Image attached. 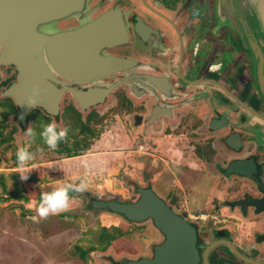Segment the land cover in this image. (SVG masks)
I'll return each mask as SVG.
<instances>
[{"label":"flooded vegetation","instance_id":"obj_1","mask_svg":"<svg viewBox=\"0 0 264 264\" xmlns=\"http://www.w3.org/2000/svg\"><path fill=\"white\" fill-rule=\"evenodd\" d=\"M246 1L228 0L231 12L245 22L237 26L220 15V0H89L86 16L60 18L46 30L75 28L109 11L114 16L106 24L119 33L109 40L95 38L94 43L101 45V56L124 59V64L119 71L81 81L53 71L61 81L56 86L64 87L58 114L35 106L25 123L18 117V107L12 116L21 130H35L39 120H53L61 127V120L77 113L80 119L92 115L104 119L101 109H106L113 117L120 111L128 129L142 125L143 131L159 128L192 139V154L201 158L203 171L211 172L221 191L220 196L212 194L213 211L207 213L223 221L191 220L187 208H177L146 174L147 181L138 186L152 188L189 220L201 264H264V95L257 77L256 49L259 45L264 56V0H249L252 12ZM0 67L10 70L0 80V94L5 97V88L17 80L18 68L1 62ZM113 84L104 94L97 91L86 109L79 108L70 90ZM31 143L34 146V138ZM189 165L180 168L193 169ZM172 182L180 183L177 178ZM126 220L150 221L160 239L150 241L148 253L112 259L111 264L152 256L154 245L164 239L151 218Z\"/></svg>","mask_w":264,"mask_h":264},{"label":"rangeland","instance_id":"obj_2","mask_svg":"<svg viewBox=\"0 0 264 264\" xmlns=\"http://www.w3.org/2000/svg\"><path fill=\"white\" fill-rule=\"evenodd\" d=\"M246 2L251 7L249 8L251 12L254 11L253 3L249 0ZM9 72L10 70L5 72V68L0 67V80ZM2 88L0 87V90ZM3 110L4 108L0 107V264H111L112 259L134 258L149 252L150 241L160 239L158 231L150 221L146 223L128 222L120 213L108 209H95L91 206L93 196L119 201H130L138 197L136 187L140 183L132 181L129 177L139 176L140 165L133 162L146 163L149 158L151 161L153 158L143 153L128 152V150L139 148L140 141L135 140L133 136L136 127L132 128V132L124 131L120 122L115 120L112 113L109 114L110 110L101 109L106 116L104 115L105 118L100 123L101 125H98L102 138H99L96 147L98 150H103L114 144L111 149H116L115 147L122 149L123 147L126 151L115 152L112 154L114 158L110 157L112 163L108 164L110 167L112 165L114 170L103 169L104 160L97 159V169L90 171L91 175H86L87 180L93 184L89 191L74 192L69 195L65 210L33 221L30 217L34 214V207H29V204L34 205L40 191L49 190L60 183L63 178L61 160H59L62 157L61 152L68 148L78 149L79 146L84 145L83 140L89 136H79L83 123L74 114L72 117L70 115L69 119L61 120V127L67 126L68 132L59 148L50 150L40 147L39 145L43 143L38 136V128L40 122H45V120H39L35 127L37 135L33 137L35 144L34 146L32 143L29 145V150L34 153L36 166L29 171L26 180L19 179V186L22 188L19 194L27 196L28 199L17 198L12 192L17 179L13 174H18L14 153L18 146L24 145L26 133L25 128L21 130L12 115L2 118ZM115 111L116 109L113 112ZM149 134L162 138L161 133ZM188 138L183 136L173 140L172 137L164 136V139L154 142L157 146L153 145L152 141L149 143L148 146L157 147L156 151L162 149L168 155L163 156L166 163L162 165L164 169L160 167V175L155 174L157 179L154 187L170 202L175 203L177 208L185 207L188 211L194 212L193 207L201 203L203 205H199L212 210L210 200L212 199L211 193L217 191L216 182L212 181V178L205 172H200V169L183 170L180 168L179 162L191 161L190 165H192L196 160L189 157L191 141L189 142ZM185 145L187 146L183 147ZM125 157L128 158L124 159ZM122 160H124L123 163ZM28 167H31V163ZM193 175L200 177L195 180L191 177ZM171 177L177 178L179 185L172 183ZM104 179L106 181L110 179L108 189L104 187ZM2 181L6 184V190L3 189ZM192 188L196 189L195 192ZM113 216L116 218L112 219ZM100 225L108 226L110 229L111 226H117L123 233L113 240L107 249L90 250L84 259L81 258L76 245L86 249L92 243L98 244L97 234L100 232Z\"/></svg>","mask_w":264,"mask_h":264},{"label":"water","instance_id":"obj_3","mask_svg":"<svg viewBox=\"0 0 264 264\" xmlns=\"http://www.w3.org/2000/svg\"><path fill=\"white\" fill-rule=\"evenodd\" d=\"M88 2L0 0V62L14 63L18 68L17 80L5 88L3 94L14 99L22 123L26 122L29 110L35 106L42 107L49 114H58L64 87L56 86L55 83L61 81L55 73L81 81L106 76L109 71H119L118 67L124 64V59L101 56V45L98 47L94 43L95 38L109 40L119 33L106 24L114 16L109 11L75 28L46 30L60 18L86 16L89 13L86 9ZM219 13L237 26H240V22L245 23L231 12L228 0H220ZM246 36L249 40L250 33L247 32ZM256 49L257 77L264 95V56L259 45ZM113 87L114 84L88 90H70L79 108L86 109L97 91L104 94ZM99 99L102 97H97ZM137 192L138 197L132 201L91 197L93 208L108 209L132 221L151 218L164 234V239L154 245L152 256L129 259L124 264H201L195 245V230L189 220L174 212L152 188L138 186Z\"/></svg>","mask_w":264,"mask_h":264},{"label":"crops","instance_id":"obj_4","mask_svg":"<svg viewBox=\"0 0 264 264\" xmlns=\"http://www.w3.org/2000/svg\"><path fill=\"white\" fill-rule=\"evenodd\" d=\"M118 113L120 115L115 114V116H114L115 120L120 122V124L122 126V129L124 131L132 132L133 129H128V126L126 125V122L124 121V116L121 115L120 111ZM85 119H86V117H85ZM85 119H83V120H85ZM98 125H101V124L97 123L96 125H94L95 129L97 130V134L98 135L87 138L89 146L86 147L85 149L79 148L78 151L81 152V153L76 154V155L66 156L63 152H61L62 157L59 160H61V171L63 173L62 174L63 178H61V182L60 183H63V182H66V181H70L71 178L74 177V176L75 177H86L87 174L91 173L90 171H95L97 169V166H96L97 165V159H99V158H102L104 160V163H103V167L104 168L103 169H105V170L106 169H113V170L115 169V168H113L112 165H111V167L109 165V164L112 163L111 160L114 158V156L112 154L115 153V152L116 153L117 152L118 153H123L126 150L123 147H122V149H119L117 147H115L116 149H113V148L111 149V147L114 146V144H112V146L109 147L108 149L105 148L103 150H98L96 145L99 142V138H102V136H100L102 133L99 131ZM142 129H143L142 125L137 126L136 129H135L136 132L133 135V136H135V140L139 139V141H140L139 144H138L139 148L128 150V152L143 153L144 155H146V156L148 155V157H152L153 159L151 161V158H149V160L146 163L143 162V161H136V162L134 161L133 163H136V164L140 165L139 169H138L139 170L138 171L139 172V176H137L135 178H130L129 177V179H131L132 181H138L139 183H141V182H144V180L147 181V178H150L152 180L153 186H154V183L156 182V179H157L155 177V174H159L160 175V172H161V170H160L161 168L160 167L162 165H165V163H166V160L163 157V156L166 155V153L162 149H158L156 151L157 147H153V146L150 147V146H148L149 143L151 141H152L151 143H154L157 140L164 139V136L165 137H170V138L172 137L173 140L176 139V138H179V137H183V136L175 135L171 131H168V132L167 131H165V132L164 131H160V130H158L159 128L154 129V130H151L150 128H147L146 131L145 130L143 131ZM149 133H158V134L161 133L162 134V138L161 137L156 138L154 135H151ZM81 134L82 133L80 132L79 135H81ZM130 135H132V134H130ZM115 140L117 141V137L115 138ZM153 145H155V143ZM155 146H157V145H155ZM186 146L187 145H185L183 147H186ZM161 151H163V152H161ZM157 152H159L161 154L157 155L156 154ZM188 152L191 153V155L189 156L190 159H196V160H194L195 161L194 164L189 165L190 168L192 167L194 170L200 169L201 170L200 172H205L206 175H209L212 178V179L210 178L212 181L216 182V179L213 178L214 176L211 174V172L203 171V169L201 167L202 164L200 163L201 162V158H199V156H196L195 154H192L191 147H190V150ZM166 156H168V155H166ZM110 157H112V159ZM127 158L128 157H125L124 159H127ZM123 161L124 160H122V163H123ZM157 161H159V162H157ZM188 162L191 164V161H188ZM157 163H159V164H157ZM179 163L182 166V164L183 163L185 164L186 162H179ZM197 164H198V166H197ZM162 168L164 169L163 166H162ZM145 174L147 175V178L144 177ZM129 175H130V172H129ZM131 177H133V176H131ZM191 177H193L196 180L200 176L193 175ZM171 178H172L171 181H173L174 177H171ZM109 180H107V181L105 179L103 180L104 181L103 184H105L104 185L105 188H107L108 185H109L108 187H110V183L111 182H109ZM91 185H93V184L88 181V188L86 189V191H89ZM93 187H95V186H93ZM195 190H196L195 188H192V191L195 192ZM220 193H221L220 188L217 187V191L211 193V195L215 194V195L220 196ZM209 194H210V192H209ZM212 199H213V197H212ZM212 199L210 201L212 202L211 206L213 208L214 201H212ZM199 204H201V203H199ZM199 204L195 205V208L193 207V209H194L193 211L194 212L201 211V210H208L207 208H205V206H201L203 204H201V205H199ZM210 211H213V210H210ZM111 218L115 219L116 216H113Z\"/></svg>","mask_w":264,"mask_h":264},{"label":"clouds","instance_id":"obj_5","mask_svg":"<svg viewBox=\"0 0 264 264\" xmlns=\"http://www.w3.org/2000/svg\"><path fill=\"white\" fill-rule=\"evenodd\" d=\"M68 132L67 126L59 127L53 120L47 122L41 121L38 128V136L43 145L50 150H55L57 144L64 140ZM26 139L22 146H18L15 150L14 157L16 168L18 170L19 179L24 181L28 178L29 171L35 168L34 153L29 150L32 138L37 135V131L32 127H25ZM31 163V167L28 165ZM88 188L86 177H72L70 181L58 183L47 191H40L38 199L34 205V214L30 217L33 221L37 218L43 219L49 214H56L65 210L68 205L70 192H82Z\"/></svg>","mask_w":264,"mask_h":264},{"label":"trees","instance_id":"obj_6","mask_svg":"<svg viewBox=\"0 0 264 264\" xmlns=\"http://www.w3.org/2000/svg\"><path fill=\"white\" fill-rule=\"evenodd\" d=\"M0 107H3L4 110L2 112V118H7L8 116L12 115V116H16L17 113V106H15L9 97L5 96V97H1L0 98ZM80 115L77 113L76 117H79ZM103 120V116L99 117H94L92 116H88L85 120L81 119L83 126H82V131L81 133H84L85 135H88L89 137H93V136H97V130L95 129L94 125H96L97 123H101ZM83 146H79V148L81 149H85L86 147L89 146L88 140L87 138L83 140ZM78 149H66L65 151H62L66 156H71V155H76L79 154L81 152L78 151ZM16 164V163H15ZM14 177H17V179L15 180V185H14V189H13V196L14 197H19V198H24V199H28L27 196H24L23 194H19V192L21 191V187L19 186V176L18 174H13ZM2 186L3 189L6 190V184L4 181H2ZM74 192H70L69 195H72ZM93 208V207H92ZM111 211V210H110ZM114 212V211H112ZM112 228L110 229L108 226L105 225H100V232L97 234V242L98 244H90L86 249L83 248L80 245H76V250L79 253V256L81 258H85V256L87 255V253L90 250H95V249H99V250H105L107 249V247L111 244V242L113 240H115L118 236L122 235L123 231L118 228L117 226H111Z\"/></svg>","mask_w":264,"mask_h":264},{"label":"built area","instance_id":"obj_7","mask_svg":"<svg viewBox=\"0 0 264 264\" xmlns=\"http://www.w3.org/2000/svg\"><path fill=\"white\" fill-rule=\"evenodd\" d=\"M188 217L191 220L201 221L204 222L206 220H209L213 223L223 221L224 218L219 217V215L215 213H207V212H187Z\"/></svg>","mask_w":264,"mask_h":264}]
</instances>
